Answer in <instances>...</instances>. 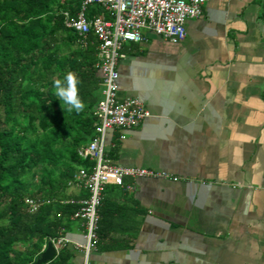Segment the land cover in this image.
Returning a JSON list of instances; mask_svg holds the SVG:
<instances>
[{
	"label": "crops",
	"instance_id": "1",
	"mask_svg": "<svg viewBox=\"0 0 264 264\" xmlns=\"http://www.w3.org/2000/svg\"><path fill=\"white\" fill-rule=\"evenodd\" d=\"M263 2L207 0L182 41L144 30L124 44L117 97L148 116L108 129L105 152L166 176L105 186L109 234L89 264H264ZM65 237L82 264L79 220Z\"/></svg>",
	"mask_w": 264,
	"mask_h": 264
},
{
	"label": "trees",
	"instance_id": "2",
	"mask_svg": "<svg viewBox=\"0 0 264 264\" xmlns=\"http://www.w3.org/2000/svg\"><path fill=\"white\" fill-rule=\"evenodd\" d=\"M264 3V2H263ZM81 0H0V264H36L47 238L65 236L79 207L68 189L80 167L93 162L78 150L95 137L103 77L96 67L97 40L64 24ZM88 7V16L101 14ZM78 78L81 113L68 112L53 95V81ZM26 198L38 207L31 212ZM104 204V205H103ZM109 208H98L96 246L109 234ZM73 245L40 264H76Z\"/></svg>",
	"mask_w": 264,
	"mask_h": 264
},
{
	"label": "built area",
	"instance_id": "3",
	"mask_svg": "<svg viewBox=\"0 0 264 264\" xmlns=\"http://www.w3.org/2000/svg\"><path fill=\"white\" fill-rule=\"evenodd\" d=\"M207 0H81L74 16L63 12L64 24L81 37L93 34L97 40L96 67L103 77L102 97L96 106L95 137L78 150L82 158L93 162L88 170L80 167L75 174L74 185L87 193L86 197L71 199L79 205L71 219L79 220L83 228V242L74 243L83 256L82 264H89L91 251L96 247L98 229V208L101 205L104 188L107 184L132 189L124 178L141 176H166L147 168L126 167L112 164L105 152V135L112 127L131 128L146 116L147 110L136 97H117L118 61L124 57L123 46L128 42L144 40V30L177 43L186 35L187 19L201 15L202 6ZM99 7L101 14L88 16V7ZM176 179V177H173ZM28 209L33 212L38 202L26 198ZM56 253L67 242L65 236L47 238ZM41 251V252H42Z\"/></svg>",
	"mask_w": 264,
	"mask_h": 264
},
{
	"label": "clouds",
	"instance_id": "4",
	"mask_svg": "<svg viewBox=\"0 0 264 264\" xmlns=\"http://www.w3.org/2000/svg\"><path fill=\"white\" fill-rule=\"evenodd\" d=\"M78 83L76 74L71 71L67 72L63 79L53 81V95L61 102V107L70 113H81L85 109V104L79 96Z\"/></svg>",
	"mask_w": 264,
	"mask_h": 264
},
{
	"label": "water",
	"instance_id": "5",
	"mask_svg": "<svg viewBox=\"0 0 264 264\" xmlns=\"http://www.w3.org/2000/svg\"><path fill=\"white\" fill-rule=\"evenodd\" d=\"M56 255V249L51 243H47L46 248L38 255L36 264L48 262Z\"/></svg>",
	"mask_w": 264,
	"mask_h": 264
},
{
	"label": "rangeland",
	"instance_id": "6",
	"mask_svg": "<svg viewBox=\"0 0 264 264\" xmlns=\"http://www.w3.org/2000/svg\"><path fill=\"white\" fill-rule=\"evenodd\" d=\"M75 223H77V221Z\"/></svg>",
	"mask_w": 264,
	"mask_h": 264
}]
</instances>
